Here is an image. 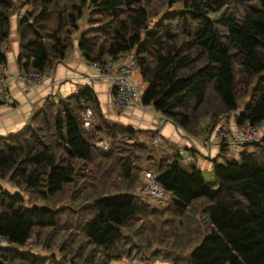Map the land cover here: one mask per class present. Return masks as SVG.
<instances>
[{
    "label": "trees",
    "instance_id": "trees-1",
    "mask_svg": "<svg viewBox=\"0 0 264 264\" xmlns=\"http://www.w3.org/2000/svg\"><path fill=\"white\" fill-rule=\"evenodd\" d=\"M14 14L21 71L52 68L78 39L90 62L134 54L143 104L194 137L215 142L233 118L264 121V0H0V64ZM139 131L107 118L84 85L45 96L23 127L0 136V264H264V136L237 157L215 142V188L179 153L156 158ZM146 169L158 172L165 207L135 188ZM33 237L55 251L25 249Z\"/></svg>",
    "mask_w": 264,
    "mask_h": 264
},
{
    "label": "crops",
    "instance_id": "crops-1",
    "mask_svg": "<svg viewBox=\"0 0 264 264\" xmlns=\"http://www.w3.org/2000/svg\"><path fill=\"white\" fill-rule=\"evenodd\" d=\"M11 27L10 38L4 47L7 63L0 64V68L7 74V89L12 101L0 102V136L13 134L23 127L45 96L49 94L65 96L77 92L81 86L89 85L96 92L104 115L114 123L140 129L138 135L147 143H150L151 135L160 134L164 142L157 146H162L168 152L173 153V150L166 147V141L177 143L183 149V153L179 151L176 153H179L184 162L195 163L201 168L211 166L210 158L218 151V145L188 134L171 120L164 119L159 123L161 113L153 106L133 103L127 106L122 113L116 112L112 106L110 80L101 76L90 61L83 57L78 48V39H75L73 50L64 60L51 68L42 83L34 86L22 84L18 79L21 69L17 63L19 41L16 16L12 20ZM134 76L139 82L135 73ZM260 133L264 135V124L260 127ZM189 147L195 148L194 153L190 152Z\"/></svg>",
    "mask_w": 264,
    "mask_h": 264
},
{
    "label": "built area",
    "instance_id": "built-area-1",
    "mask_svg": "<svg viewBox=\"0 0 264 264\" xmlns=\"http://www.w3.org/2000/svg\"><path fill=\"white\" fill-rule=\"evenodd\" d=\"M90 63L101 76L110 80L112 106L116 112L122 113L127 106L133 103L143 104L141 95V89L143 91V87L134 76L137 70V61L134 54L124 52L119 54L118 58L107 62ZM50 70L51 68H31L19 72L18 79H20L24 85H39ZM7 79L6 72L0 68V102L12 101L10 92L7 89ZM83 118L85 125L91 127L92 110L89 107L86 108ZM164 119L169 120V118L161 113L159 123L163 122ZM263 124L264 121L261 124L245 122L239 125L236 123V118H233L231 123L221 122L220 126L215 130L212 140L216 143H220L221 141L226 142L230 154L237 157L244 143L257 142L264 136L260 133V127ZM150 138V143L154 145H161L164 142L160 134H154V136ZM97 144L107 147L109 140L105 137ZM158 175V172L155 170H143L141 172V180L137 183L136 187L148 204L156 207H165L167 205V194L165 189L158 182ZM6 243L7 241L0 237V244ZM127 264H143V262L137 257H132L128 259Z\"/></svg>",
    "mask_w": 264,
    "mask_h": 264
},
{
    "label": "rangeland",
    "instance_id": "rangeland-1",
    "mask_svg": "<svg viewBox=\"0 0 264 264\" xmlns=\"http://www.w3.org/2000/svg\"><path fill=\"white\" fill-rule=\"evenodd\" d=\"M25 9H27V6H25V7L22 8V6L20 5L16 12L23 13L25 11ZM15 15L16 14H14L13 16H15ZM12 20H13V17L11 18V21ZM86 21H87L86 20V16H85V18H83V19L80 20V31L86 28V26H87ZM11 29H12V27H11ZM77 35H78V33H77ZM6 43H7V41L4 42V44H3L4 47L6 46ZM135 75L138 78L139 83L143 87V91H144V89L146 88V83L142 80V78H141V76H140V74H139L138 71H135ZM143 91L141 89V92H142L141 95H142V97H143ZM245 100L246 99H243V101H245ZM243 101L241 103H243ZM198 137L200 139H203L202 138L203 135H200ZM165 145L169 149L173 150V153L168 152V150H165V148L162 147V146L154 145V147L155 146L157 147V148L155 147L157 149L156 154H155L156 155V158H159V157H169V156L176 157V154L175 153L178 152V151L181 152V154L183 153V149L177 143H171V142H169L167 140ZM179 156L180 155H178V157ZM229 158H231L230 154H229ZM181 163L184 166H186L188 164V163L184 162L182 159H181ZM155 164L156 163L152 164V166L155 167ZM202 171H203V174H204L207 182L209 183V185H211L212 187H215L216 188L219 185V180L215 176V174L213 173L212 167H208V166L207 167H204V168H202ZM2 184H3L4 187H7L9 190H12V191L19 190L16 186L11 185L9 182L2 181ZM136 185H137V183H136ZM135 188L138 190L137 187H135ZM138 192H140V191L138 190ZM166 198H167V195H166ZM166 201H167V199H166ZM25 249H29V250L33 251L34 253H37V254H40V255H50L52 252L55 251V250L48 249L46 247H42V246L37 245L35 243V238L34 237L32 239H30L29 244L26 245ZM128 259L129 258H123L121 260H113L111 262V264H127ZM143 264H171V263L166 262V261H162V260H158V261H154V262L143 261Z\"/></svg>",
    "mask_w": 264,
    "mask_h": 264
}]
</instances>
